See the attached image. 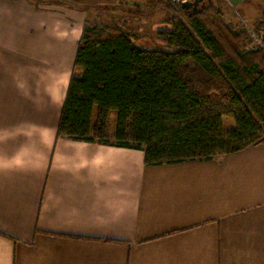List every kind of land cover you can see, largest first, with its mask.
Instances as JSON below:
<instances>
[{"label": "crops", "instance_id": "1", "mask_svg": "<svg viewBox=\"0 0 264 264\" xmlns=\"http://www.w3.org/2000/svg\"><path fill=\"white\" fill-rule=\"evenodd\" d=\"M120 1L0 0V264H264V145L147 166L58 135L85 24Z\"/></svg>", "mask_w": 264, "mask_h": 264}, {"label": "trees", "instance_id": "2", "mask_svg": "<svg viewBox=\"0 0 264 264\" xmlns=\"http://www.w3.org/2000/svg\"><path fill=\"white\" fill-rule=\"evenodd\" d=\"M128 3L106 12H139ZM165 3L171 29L158 30L152 48L136 43L127 20L86 22L58 135L141 149L147 166L264 145V14L248 28L227 19L225 0L197 10Z\"/></svg>", "mask_w": 264, "mask_h": 264}, {"label": "rangeland", "instance_id": "3", "mask_svg": "<svg viewBox=\"0 0 264 264\" xmlns=\"http://www.w3.org/2000/svg\"><path fill=\"white\" fill-rule=\"evenodd\" d=\"M128 1L122 0L118 4L108 5L111 10L112 8H118L121 2L124 3L123 6H129ZM135 2L134 0H131ZM138 1L133 6H140L138 8L139 12H127L126 9L117 10L115 13L113 11L109 13H103V19L109 20L113 16L127 20V28L130 33H132L138 40L135 38L136 43L145 48H152L155 46L154 36L158 30L162 29H171V26L164 22V14L166 11L165 0H144V2ZM202 4V3H201ZM200 4V5H201ZM120 5V6H122ZM199 5V6H200ZM226 11V17L228 20L239 24L240 26L250 27L253 22L262 17L264 14V0H225L224 5ZM113 13V14H112ZM127 18V19H126ZM102 20L97 19L96 21ZM117 113L112 112L109 119V130L113 134L115 129ZM227 127L234 128L232 122H226Z\"/></svg>", "mask_w": 264, "mask_h": 264}, {"label": "water", "instance_id": "4", "mask_svg": "<svg viewBox=\"0 0 264 264\" xmlns=\"http://www.w3.org/2000/svg\"><path fill=\"white\" fill-rule=\"evenodd\" d=\"M204 0H190L187 1L183 6L187 8H193V10H197L199 8V5L203 2Z\"/></svg>", "mask_w": 264, "mask_h": 264}, {"label": "built area", "instance_id": "5", "mask_svg": "<svg viewBox=\"0 0 264 264\" xmlns=\"http://www.w3.org/2000/svg\"><path fill=\"white\" fill-rule=\"evenodd\" d=\"M187 1H190V0H170V3L173 4V5H176L178 7H181L183 6ZM193 1V0H192Z\"/></svg>", "mask_w": 264, "mask_h": 264}]
</instances>
